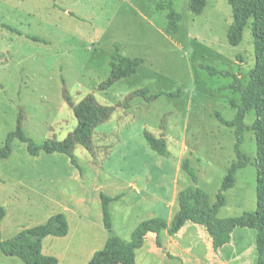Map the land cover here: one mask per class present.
Listing matches in <instances>:
<instances>
[{"label": "rangeland", "instance_id": "374dc122", "mask_svg": "<svg viewBox=\"0 0 264 264\" xmlns=\"http://www.w3.org/2000/svg\"><path fill=\"white\" fill-rule=\"evenodd\" d=\"M163 1L0 0V149L17 130L18 120L21 133L35 147L48 140L62 141L75 129L77 120L62 97V80L75 105L88 94L102 106H116L140 89L160 95L153 102L135 98L129 110L117 108L95 130L94 156L75 146L78 167L61 154L31 156L27 144L14 138L10 156L0 159V202L8 212L0 227L1 240L42 225L45 218L67 207L72 212L66 213L70 224H80L72 230V251L68 254L63 240L51 248L60 255V264H87L98 238L109 236L102 226L100 193L112 198L122 195L108 210L112 235L125 242L140 222L152 218L170 222L178 211L177 195L185 188L199 187L211 204L215 202L236 161L233 129L220 124L216 113L232 120L240 100L226 89L230 78L210 76L200 66L237 75L246 85L255 62L250 26L240 44L230 46L227 31L232 15L227 0H206L200 16L189 11L188 0H173L181 20L178 32L168 34V11L156 9ZM115 44L122 46L124 56L142 58L144 63L134 76L99 91L97 86L109 75ZM254 119L250 110L245 125ZM144 132L163 137L170 157L151 151ZM240 150L250 162L236 171L235 186L225 192L219 219L256 209V147L251 131L244 133ZM184 161L196 184L181 169ZM11 190H17V198L7 199ZM73 212L85 223L76 221ZM255 237L253 230L236 229L229 244L214 251L204 228L187 223L176 235H160L159 246L154 234L146 235L135 261L257 264ZM14 261L22 264L0 253V264Z\"/></svg>", "mask_w": 264, "mask_h": 264}, {"label": "trees", "instance_id": "16d2710c", "mask_svg": "<svg viewBox=\"0 0 264 264\" xmlns=\"http://www.w3.org/2000/svg\"><path fill=\"white\" fill-rule=\"evenodd\" d=\"M173 0H164L156 9H166L168 21L166 32H178L179 14L173 9ZM232 15V22L227 31V42L230 46H237L242 40L244 29L249 25L253 49L254 66L249 71V79L244 85L237 75L227 71H220L211 66L201 65L210 76L230 78L232 83L226 89L239 95L240 103L236 105V113L232 120L225 121L218 113V122L233 129V151L236 161L231 164L226 176L223 178L215 202L210 203L208 194L199 187L190 186L181 190L177 195L178 211L168 224L161 218H152L140 222L133 230L128 242L112 235V222L109 215V204L120 197H108L100 194L102 224L109 236L102 249L96 251L87 264H136L135 253L143 247L144 239L148 234H154L159 246V236L163 231L169 235H176L187 223L201 226L206 231L214 251H218L231 241L236 229L253 230L256 234L255 248L257 264H264V0H227ZM206 6V0H188V9L200 16ZM4 28L3 26H1ZM37 41V40H36ZM39 41V40H38ZM144 63L142 58H129L122 54V46L115 44L109 59V75L105 81L97 86L99 91L110 89L116 82L134 76L139 67ZM62 97L72 109L77 120L75 129L64 140H48L41 146L35 147L20 131L21 121L17 122V130L7 136L5 147L0 149V159L10 156V142L17 138L27 144V152L31 156L39 153L61 154L69 158L71 165L78 167L73 152L76 145H80L91 156H94L93 136L96 128L106 123L117 108L129 109L135 98H142L146 102L155 101L160 95H150L147 89H140L129 94L116 106H102L97 103L94 96L88 94L81 102L74 104L65 82L62 80ZM179 94V93H178ZM169 96H177L169 94ZM253 110L255 119L250 126L245 125L247 113ZM246 131H251L255 139V155L253 165L256 169V209L253 213L245 212L238 217L219 219L218 211L226 205L225 192L234 188L235 173L249 164V157L240 150L243 136ZM147 146L151 151L163 158L170 155L163 137L156 138L148 132L143 133ZM178 164V161L174 159ZM194 184L197 178L187 161L180 164ZM6 215L4 207L0 204V224ZM68 232V224L63 214L51 216L44 224L30 229L22 230L12 238L5 241L0 237V252L7 257H16L24 264H57V260L41 253L42 240L48 236L62 238Z\"/></svg>", "mask_w": 264, "mask_h": 264}, {"label": "crops", "instance_id": "0c3cea01", "mask_svg": "<svg viewBox=\"0 0 264 264\" xmlns=\"http://www.w3.org/2000/svg\"><path fill=\"white\" fill-rule=\"evenodd\" d=\"M122 54H123V49H122ZM131 108V107H130ZM129 108V109H130ZM129 109H127V110H129ZM94 134H95V132H94ZM94 137V136H93ZM69 163H70V161H69ZM71 164V163H70ZM177 170H178V168H177ZM76 179H77V181L78 180H81V177L78 175V177L76 176ZM7 181V180H6ZM6 181H3L2 183H4V185L3 186H5L7 183H6ZM18 184V183H17ZM16 184V185H17ZM18 186V185H17ZM130 189H133V190H135V186L134 185H132L131 187H130ZM1 193H2V187L0 188V195H1ZM100 194H102V193H100ZM99 194V195H100ZM120 198H121V196L122 195H118ZM174 197L176 196V194H174L173 195ZM6 197H7V199L8 198H17V190H11L10 191V193H8L7 192V194H6ZM114 197H117V196H114ZM112 198V197H111ZM175 199V198H174ZM0 204H1V202H0ZM2 205V204H1ZM171 205H172V203H171ZM3 206V205H2ZM5 209V208H4ZM5 212H6V215H5V217H4V219L2 220V222H1V224H0V227L1 226H4L5 225V223H6V221H7V218H8V212H7V210L5 209ZM66 213H72L71 211H70V209H68L67 207H63L62 208V213L61 214H63L64 216H65V218H66V221H67V224H68V232H67V234H66V236H64V237H62V238H57V237H52V236H48V237H46V238H44L43 240H42V243H41V253H42V255H44V256H51V257H54V258H56V260H57V264H60V255L59 254H57L56 252H55V254L53 253V250H52V248H51V246L54 244V243H57V242H59V241H57V240H60V241H64V242H67L68 244L66 245V251L68 252V254H70L71 253V249H70V243H71V240H72V237H73V232H72V230H75V231H77L79 228H78V226L80 225H78V223L77 222H75V224H73V225H71L70 223V220H69V218H68V216H67V214ZM73 214L75 215V217L77 216V218H75V220L76 221H78L79 223H81V222H83V223H85L84 221H82L83 220V218H82V216H79V215H76L74 212H73ZM55 215V214H54ZM102 215V214H101ZM173 215V214H172ZM53 216V215H52ZM51 216H49V217H47V218H45L46 220L43 222V224L50 218ZM101 219H102V216H101ZM171 220H172V218H171ZM170 220V221H171ZM168 224L170 223V222H167ZM41 225V224H40ZM102 226H103V224H102ZM185 227V226H184ZM183 227V228H184ZM33 228V227H32ZM104 228V227H103ZM182 228V229H183ZM30 229V228H29ZM181 229V230H182ZM24 230H26V229H24ZM105 230V229H104ZM180 230V231H181ZM22 231V230H21ZM20 231V232H21ZM163 233H165V234H168L166 231H163L160 235H162ZM18 234V233H17ZM169 235V234H168ZM15 236V235H14ZM0 237H1V231H0ZM12 238V237H11ZM106 240L107 239H105V237H100V238H98V240H97V246L95 247V248H93L90 252H89V257L87 256V258L85 259L86 261H87V263H88V261L91 259V257H92V255L96 252V251H98V250H100V248L102 249L103 248V246H104V244H105V242H106ZM3 241V240H2ZM137 251H139V250H137ZM136 251V252H137ZM1 253V252H0ZM81 253V252H80ZM2 254V253H1ZM3 255V254H2ZM73 258H76V255H75V253L73 254ZM135 256H136V253H135ZM7 257V256H6ZM8 258H10V259H17V260H19L22 264H24L20 259H18V258H16V257H8ZM89 258V259H88ZM14 262H16V264H17V261H14Z\"/></svg>", "mask_w": 264, "mask_h": 264}]
</instances>
